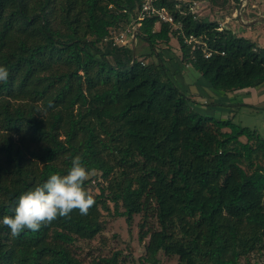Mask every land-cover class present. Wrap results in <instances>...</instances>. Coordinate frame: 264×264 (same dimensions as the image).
<instances>
[{
    "label": "trees",
    "instance_id": "1",
    "mask_svg": "<svg viewBox=\"0 0 264 264\" xmlns=\"http://www.w3.org/2000/svg\"><path fill=\"white\" fill-rule=\"evenodd\" d=\"M193 1L154 2L174 30L158 16L141 19L144 0H0V66L9 72L0 83V264H84L71 247L104 230L110 205L129 226L141 216L147 263L160 264L162 252L179 264H264V137L196 111L158 45L175 37L181 66L226 93L264 85V48L198 17ZM132 24L135 50L132 37L106 41ZM138 41L150 52L137 55ZM155 53L160 62L148 63ZM77 155L95 193L89 214L13 237L2 220L19 196L67 174ZM102 262L118 264V254Z\"/></svg>",
    "mask_w": 264,
    "mask_h": 264
},
{
    "label": "rangeland",
    "instance_id": "2",
    "mask_svg": "<svg viewBox=\"0 0 264 264\" xmlns=\"http://www.w3.org/2000/svg\"><path fill=\"white\" fill-rule=\"evenodd\" d=\"M225 1L227 0H217L216 2L222 4ZM197 2L198 6L195 10L198 12V17L217 21L223 28L232 29L238 36L248 38L258 47L264 48V21L250 26L244 25L238 20L237 11L240 4L234 10H226L219 8L218 5H213L210 0H198ZM256 2L261 7L254 6L255 8H252L250 5L251 8L248 9L247 4L241 10L242 19L255 16L254 14L250 16L248 10H257L258 12L264 10V0H256ZM226 17H230L232 22L226 21ZM259 17L247 22H252ZM130 39L131 37L128 42ZM133 46L136 48V40L134 44L132 41ZM137 47L139 56L142 53L150 52L149 46L144 41H138ZM158 50L167 68L168 76L182 93L191 97V105L196 111L216 120L231 119L234 123L255 130L264 137V101H256L254 95L249 93H226L217 90L211 87L208 80L189 65L181 66L177 60V56L181 53L180 45L175 37H172L169 45L160 43ZM161 57L155 53L147 62L158 63ZM94 194L93 196H95ZM110 206L111 212L103 213L104 230L94 239L81 240L71 247L75 256L84 264H103V259L111 258L116 254H118V264H150L145 261V246L148 243V238L144 242L139 239L141 216H135L133 224L129 226L125 218L114 215V206ZM257 257H251L253 263ZM158 259L160 264H179L177 258L168 257L162 252ZM262 263H264V257Z\"/></svg>",
    "mask_w": 264,
    "mask_h": 264
},
{
    "label": "clouds",
    "instance_id": "3",
    "mask_svg": "<svg viewBox=\"0 0 264 264\" xmlns=\"http://www.w3.org/2000/svg\"><path fill=\"white\" fill-rule=\"evenodd\" d=\"M9 72L0 66V83H7ZM90 171L81 156L71 160L67 174L52 173L48 179L23 192L13 209L14 215L3 217L2 223L13 237L22 232H38L58 218H69L73 211L86 216L95 205L94 196L85 189Z\"/></svg>",
    "mask_w": 264,
    "mask_h": 264
},
{
    "label": "built area",
    "instance_id": "4",
    "mask_svg": "<svg viewBox=\"0 0 264 264\" xmlns=\"http://www.w3.org/2000/svg\"><path fill=\"white\" fill-rule=\"evenodd\" d=\"M156 0H144L143 6H142V15L141 19L144 17H153L158 16L162 22L170 23L173 26L174 30H179L180 25L175 24V20L172 15H170L165 9H157L154 7V2ZM198 6L197 1H193L190 5V10L197 12L195 9ZM140 24H132L131 26H128L125 29H121L120 31H117L112 34V36L107 39L106 41H111L113 45H119L123 46L128 43L129 37L134 38L136 36V28ZM194 41L193 37L187 39L188 43H192ZM210 54H207V57H209Z\"/></svg>",
    "mask_w": 264,
    "mask_h": 264
},
{
    "label": "crops",
    "instance_id": "5",
    "mask_svg": "<svg viewBox=\"0 0 264 264\" xmlns=\"http://www.w3.org/2000/svg\"><path fill=\"white\" fill-rule=\"evenodd\" d=\"M183 1H185V0H183ZM186 2H187V0H186ZM250 5H252V8H255L254 6H258V7H261V5L259 6V4L256 2V0H249L248 1V5L247 6H249V8L248 9H250L251 7H250ZM198 13V12H197ZM248 14L251 16V15H255V16H253V17H251V18H249V19H247L246 17H243L244 19V21L245 22H247V21H251V20H253L254 18H257V17H259V16H263L264 15V10H261V11H257V10H255V11H252V10H248ZM226 21H228V22H232V19L230 18V17H226ZM249 93V94H252V95H254V98L256 99V101H260V100H262V101H264V85L263 86H261V87H259V88H251V89H247V90H244V91H241V92H239V93Z\"/></svg>",
    "mask_w": 264,
    "mask_h": 264
},
{
    "label": "water",
    "instance_id": "6",
    "mask_svg": "<svg viewBox=\"0 0 264 264\" xmlns=\"http://www.w3.org/2000/svg\"><path fill=\"white\" fill-rule=\"evenodd\" d=\"M248 1H249V0H240V8H239V10L237 11V13H238V20H239L240 22H242L244 25H247V26L253 25V24L257 23V22H262V21H264V16L259 17L258 19L254 20V21H252V22H244V21H243V19H242V17H241V10H242L243 7H245V6L248 4ZM135 40H136V36L133 38V44H134ZM133 49L135 50V46H133Z\"/></svg>",
    "mask_w": 264,
    "mask_h": 264
}]
</instances>
